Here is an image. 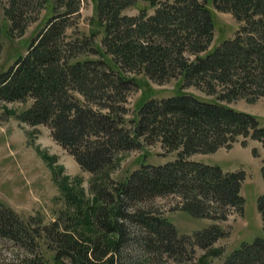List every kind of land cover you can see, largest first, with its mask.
Returning <instances> with one entry per match:
<instances>
[{
    "label": "trees",
    "instance_id": "16d2710c",
    "mask_svg": "<svg viewBox=\"0 0 264 264\" xmlns=\"http://www.w3.org/2000/svg\"><path fill=\"white\" fill-rule=\"evenodd\" d=\"M17 1L8 0L4 7L10 29ZM37 1L45 7L44 24L25 52L0 71V103L30 100L19 119L49 125L54 139L91 173L142 142L158 141L176 155L163 164L142 162L124 179L99 186L92 238L66 229L68 225L59 230L56 221L33 227L2 202L0 237L29 252L35 242L39 248L44 242L48 251L53 240L48 256L34 250L20 264H156L153 257L162 254L182 261L185 239H190L188 252L194 246L211 247L223 234L218 226L178 236L166 217L133 207L153 195L177 193L196 216H209L201 208L204 201L215 204L211 218L225 219L224 206L243 211V171L224 172L188 157L230 147L239 139L242 145L255 140L264 149L258 118L227 103L264 98V0H95L90 29L71 33L67 29L79 16L78 0ZM57 3L64 10L56 14ZM208 3L241 23L211 49L214 23ZM127 8L137 13H125ZM126 71L156 81L180 78V90L143 100L127 118V95L138 83ZM189 85L214 96L182 90ZM252 154L258 155L255 148ZM260 172L264 182V151ZM257 209L264 221V194ZM132 225L139 230L133 240L141 254L124 260L121 253L131 241ZM221 264H264V227L262 235L242 242Z\"/></svg>",
    "mask_w": 264,
    "mask_h": 264
},
{
    "label": "rangeland",
    "instance_id": "374dc122",
    "mask_svg": "<svg viewBox=\"0 0 264 264\" xmlns=\"http://www.w3.org/2000/svg\"><path fill=\"white\" fill-rule=\"evenodd\" d=\"M8 4V0H0V71L25 52L29 41L43 26L46 18L45 7L39 1L18 0L16 23H12L10 29L4 14V7ZM76 4L79 6V16L72 19V26L67 29V33L73 30L87 32L90 29L89 20L94 16L95 0H78ZM208 7L214 23L213 38L208 46L211 49L223 38L231 37L241 23L230 12L217 10L210 3ZM55 10L56 14L62 12L64 6L57 3ZM124 12L137 13L134 8H127ZM125 73L134 77L138 83L127 95V118L132 117L133 111L143 100L171 95L180 90L181 80L177 77L156 81L143 72ZM182 90L206 99L214 96L195 85L186 86ZM29 103L30 100L0 103V202L13 209L23 220L29 221L33 227L37 224L47 226L56 221L59 230L68 225L66 229L74 230L87 239L92 238L96 234L91 220L93 210L99 204L96 198L99 186H109L110 182L124 179L142 162L158 165L175 158L176 151H166L158 141L142 142L139 147L116 154L109 167L91 173L80 167L73 155L54 139L49 125H31L19 119L18 114ZM227 103L255 115L264 126L263 97L254 101L238 98ZM240 140L233 142L230 147L221 146L210 153H194L188 158L218 165L224 172H244L239 190L244 197L241 213L224 206L225 219L211 218L215 204L204 201L201 208L204 207V212H209V216H196L184 208L185 200L177 193L153 195L140 200L133 207L166 217L174 225L178 236H193L196 231L212 225L223 231L208 249L194 246L193 251L188 252L190 239H185L187 252L182 261H174L165 254L153 255L156 264H221L242 242H250L263 234L264 221L257 209V200L264 194L260 172L264 149L255 140H247L245 145ZM252 148L256 149L257 156L252 154ZM130 232L131 241L123 247L121 253L124 260L141 254L133 240L139 234L138 227L132 225ZM49 242L51 249L55 244L53 240ZM39 244L40 248L34 243L32 252L38 250L48 256L51 251L45 250L46 244ZM32 252L0 237V264H20Z\"/></svg>",
    "mask_w": 264,
    "mask_h": 264
}]
</instances>
